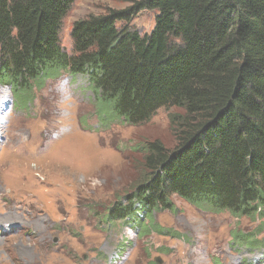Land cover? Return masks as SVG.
Here are the masks:
<instances>
[{"label":"trees","instance_id":"1","mask_svg":"<svg viewBox=\"0 0 264 264\" xmlns=\"http://www.w3.org/2000/svg\"><path fill=\"white\" fill-rule=\"evenodd\" d=\"M75 1L0 0V85L26 103L36 84L68 71L89 79L103 122L137 125L161 107L184 110L171 119L178 144L145 146V175L107 221L165 232L154 214L174 210V196L214 213H261L264 0H120L131 5L74 23L69 53L60 34ZM146 9L157 15L142 35L129 24ZM255 237L235 235L249 247Z\"/></svg>","mask_w":264,"mask_h":264},{"label":"rangeland","instance_id":"2","mask_svg":"<svg viewBox=\"0 0 264 264\" xmlns=\"http://www.w3.org/2000/svg\"><path fill=\"white\" fill-rule=\"evenodd\" d=\"M130 5L76 0L63 21L62 46L72 52L76 21ZM156 15L142 10L129 27L148 34ZM28 98L21 103L10 85H0V264H264V208L254 217H236L174 196V210L154 214L165 232L143 234L124 220L107 221L110 208L145 175V146L156 140L169 149L178 144L171 119L182 108L161 107L137 125L103 122L89 79L68 71L36 84ZM63 156L81 169L70 186L56 171ZM18 163L31 174L8 185ZM19 188L30 195H20ZM237 233H256L257 245L236 242Z\"/></svg>","mask_w":264,"mask_h":264},{"label":"bare ground","instance_id":"3","mask_svg":"<svg viewBox=\"0 0 264 264\" xmlns=\"http://www.w3.org/2000/svg\"><path fill=\"white\" fill-rule=\"evenodd\" d=\"M75 136L79 137L78 135H75ZM76 139H78V138H76ZM71 163L72 162L69 158L63 156V157L59 158V163L56 166L57 174L60 176L63 183H66L69 186H70V183L75 179V176H76L78 170H81V169H78L79 168L78 166H77L78 167L77 169H73V167L71 166ZM29 169L30 168H28L27 166L22 165L20 163L14 164V167H13V170H12L10 177H9L7 172L5 173L6 174L5 178L7 179L9 177L8 185L13 184V180H15V179H21V177H23V175H25V174L30 176L31 173H29ZM5 174H4V176H5ZM17 191H19L20 195L24 194V193L29 194V191H27L26 189H23V188H19V189H17ZM38 209H39V207L37 208V210Z\"/></svg>","mask_w":264,"mask_h":264}]
</instances>
